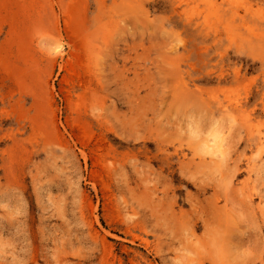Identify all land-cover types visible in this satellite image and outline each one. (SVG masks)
<instances>
[{"label": "rangeland", "instance_id": "rangeland-1", "mask_svg": "<svg viewBox=\"0 0 264 264\" xmlns=\"http://www.w3.org/2000/svg\"><path fill=\"white\" fill-rule=\"evenodd\" d=\"M0 264H264V0H0Z\"/></svg>", "mask_w": 264, "mask_h": 264}]
</instances>
